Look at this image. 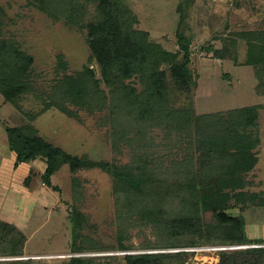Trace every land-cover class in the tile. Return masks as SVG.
<instances>
[{
  "label": "trees",
  "instance_id": "obj_1",
  "mask_svg": "<svg viewBox=\"0 0 264 264\" xmlns=\"http://www.w3.org/2000/svg\"><path fill=\"white\" fill-rule=\"evenodd\" d=\"M55 22L65 21L78 29L87 30L90 62L96 69L85 66L82 71L65 74L52 86L46 98L39 97L45 109L55 108L71 119L80 121L76 109L89 113L111 110L113 126L118 137L131 132L136 126L144 129L154 126L168 127L170 143L176 133L183 141L190 136L191 153L183 160H172L167 167L155 166L147 172L145 160L138 170L129 165L116 166L96 162L87 155H73L42 137L33 123L6 127L9 149L15 155V167L41 160L45 164L43 183L53 190L52 178L64 167L76 174L98 168L113 176L120 184L115 193L119 210V237L115 244L105 245L83 234L89 220L73 206L71 228L72 253L119 250L134 247L126 245L128 228L151 226L157 234L155 243L141 248H190L206 245H262L264 238L251 239L247 235L244 215H232V201L242 202L249 197L264 206V198L244 192L247 173L258 159L253 153L257 141H247L238 130L255 127L259 119V106H248L229 113L200 115L192 107L175 108L177 93L189 92L196 82L190 68L193 36L187 25L188 8L193 0L180 5V21L176 33L179 50L170 52L150 40L146 31L136 29L138 17L122 0H85L95 5L96 17L83 25L77 0H29ZM6 15L0 7V26ZM1 35V28H0ZM248 44L246 65L253 67L264 89V30L243 32ZM0 43V94L8 102L34 93L35 88L23 78L33 58L14 49L9 51ZM207 51L219 60L236 59V51L223 46ZM65 71L66 62L61 61ZM137 79L141 91L127 82ZM170 79V81H169ZM104 85L107 90L102 88ZM120 112V113H119ZM32 121L35 119L30 116ZM106 123V120H103ZM200 155L196 157V153ZM178 155H176L177 158ZM138 168V167H137ZM136 171H138L136 173ZM31 174L24 181L29 186ZM80 185L75 181V201ZM211 212L213 222H206L204 214ZM26 235L13 224L0 220V255L23 257ZM192 253V252H191ZM190 252L140 253L105 257H71L67 264H184ZM4 261L0 264H13ZM14 262H22L21 260ZM217 264H264V247L223 250Z\"/></svg>",
  "mask_w": 264,
  "mask_h": 264
},
{
  "label": "rangeland",
  "instance_id": "obj_2",
  "mask_svg": "<svg viewBox=\"0 0 264 264\" xmlns=\"http://www.w3.org/2000/svg\"><path fill=\"white\" fill-rule=\"evenodd\" d=\"M186 0H122L139 19L136 29L146 31L150 40L170 52L179 50L176 33L180 21V5ZM188 8L187 25L193 36L192 70L195 87L189 92H178L175 108L192 107L197 116L229 113L248 106H259V119L255 127L238 130L247 141H257L253 149L257 164L247 173L244 192L264 198V89L253 67L246 65L248 44L243 32L264 30V0H193ZM80 23L83 25L96 17L95 5L85 0L75 2ZM5 12L4 25L0 26V43L5 42L11 52L18 49L33 58L25 73L35 92L8 102L0 94V220L13 224L27 237L23 257H5L0 262L13 264H67L71 257H105L140 253H174L179 249H195L184 264H217V247L239 245H206L190 248H141L155 243L158 237L151 226L128 228L125 243L132 250H103L81 253L71 252L73 240L71 215L73 206L88 218L83 234L100 244H115L118 237L119 210L115 193L119 182L110 174L94 168L73 174L64 166L53 178L59 190L47 187L42 181L45 164L37 160L30 164L14 166L15 155L9 149L6 127L33 123L39 134L73 155H87L96 162L116 166L129 165L138 170L147 161V172L153 167H167L172 160L179 162L191 153L190 136L179 146L182 136L176 133V142L170 143L168 127H135L118 137L115 134L111 110L89 113L77 111L80 121L71 119L55 108L44 110L39 97L46 98L52 86L65 74L82 71L85 66L96 69L90 62L87 30L78 29L65 21L55 22L29 0H0ZM221 49L228 46L236 51V59L219 60L207 51L209 46ZM61 61L68 68L64 71ZM170 81V79H169ZM138 91L143 86L137 79L127 82ZM102 88L107 90L104 85ZM120 113V112H119ZM35 117L32 121L31 117ZM106 120V123H103ZM176 155L177 158H176ZM200 152L196 153V157ZM138 167V168H137ZM31 174L29 186L24 181ZM138 171H136L137 173ZM80 185L77 202L74 183ZM232 215H244L247 235L251 239L264 238V206L246 197L242 202L232 201ZM206 222H213L211 212L204 214ZM207 248L206 251L201 247ZM260 246H264V243ZM236 250V249H228ZM21 260L22 262H14ZM114 264H124L117 262Z\"/></svg>",
  "mask_w": 264,
  "mask_h": 264
},
{
  "label": "built area",
  "instance_id": "obj_3",
  "mask_svg": "<svg viewBox=\"0 0 264 264\" xmlns=\"http://www.w3.org/2000/svg\"><path fill=\"white\" fill-rule=\"evenodd\" d=\"M260 247H264V246H260V245H252V246H239V247H217V249H219L218 251H223V250H228V249H245V248H260ZM203 251H206L207 248H205L204 246L201 247ZM209 249V248H208ZM195 249H179L176 252H187V251H192ZM193 252V251H192Z\"/></svg>",
  "mask_w": 264,
  "mask_h": 264
}]
</instances>
